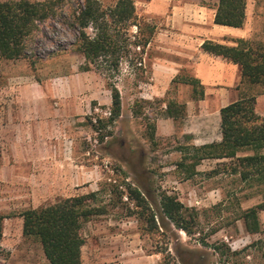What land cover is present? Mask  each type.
I'll list each match as a JSON object with an SVG mask.
<instances>
[{
    "label": "rangeland",
    "instance_id": "1",
    "mask_svg": "<svg viewBox=\"0 0 264 264\" xmlns=\"http://www.w3.org/2000/svg\"><path fill=\"white\" fill-rule=\"evenodd\" d=\"M66 1L55 16L39 25L27 58L0 60V125L4 127V132L0 129V140L5 143L13 132L10 128L16 116L12 112L19 89L33 84L46 97L45 107H39L43 113L40 120L52 132L50 139L63 144L53 161L38 163L34 177L24 169L0 181V215L4 217L0 264H47L40 244L22 235L20 215L95 192H99L95 206L105 207L106 214L93 218L83 229V264H218V256L200 245L198 235L187 237L171 225L150 232L146 222H140L134 214L141 212L126 194L122 200L116 195V189L126 193L127 183L145 195L159 227V195L166 193L202 212V235H209L205 239L208 245L223 242L238 252L264 239L247 235L242 222L235 221L239 208L245 210L264 202V194L245 198L251 191L241 189L233 178L223 173L208 178L206 174L218 169L221 161L201 162L196 168L198 174L189 180H184V173L176 168L182 157L177 147L189 143L182 133L190 123L188 112L172 121L163 111L170 101L186 106L192 88L153 79L152 62L171 60L156 50L166 48V38L155 39L156 32L168 29L167 15L150 16L146 13L149 0H134L137 16L156 26L152 46L145 49L141 65L134 56L130 58L133 65L123 61L117 73L94 68L85 71L84 59L75 51L77 32L70 25L71 11L79 7L81 0ZM99 1L109 7L117 0ZM201 1L207 5L215 2ZM256 2L247 0L242 29L249 33L245 39L264 41V6L258 9ZM132 31L135 33V29ZM230 39L235 38L225 37L228 43ZM179 77H191V70H182ZM109 85L116 87L121 97V114L115 122L109 121ZM252 92L257 95L256 110L264 115V87ZM134 111L140 116L135 118ZM147 123L155 126V137L161 142L158 149L146 139ZM231 193L240 199L238 206ZM259 219L264 229V212ZM227 264H264V249L249 248Z\"/></svg>",
    "mask_w": 264,
    "mask_h": 264
},
{
    "label": "trees",
    "instance_id": "2",
    "mask_svg": "<svg viewBox=\"0 0 264 264\" xmlns=\"http://www.w3.org/2000/svg\"><path fill=\"white\" fill-rule=\"evenodd\" d=\"M247 0H217L214 24L217 26L242 29L246 21ZM67 4L66 0H7L0 1V60L17 61L27 58L30 45L39 25L56 15L58 8ZM70 25L77 32L75 51L84 59V70L119 72L123 61L133 65L131 57L141 65L142 55L150 44L156 26L136 14L134 0H117L113 6L103 7L99 0H81L79 7L70 14ZM132 29H135L133 33ZM232 45L205 41L201 51L238 66L240 71V98L220 110L221 140L202 146L179 145L181 160L177 170L184 173V180L198 174L196 168L205 160L221 161L218 169L206 174L208 178L225 174L241 189L251 193L245 198L264 194V117L255 111L256 87H264V41L252 39H230ZM136 51H139L137 53ZM174 79L172 83H176ZM192 87L193 99L203 97L197 80L185 78L180 81ZM111 93L110 122H115L121 114V97L118 89L109 85ZM185 112V105L170 101L163 114L173 121L179 120ZM135 118L139 113L134 111ZM101 123V122H100ZM146 139L154 149L161 147L155 137V126L147 123ZM126 193L116 189L122 200L128 201L140 210L137 218L145 221L149 231L158 232L173 226L187 237L200 236V245L210 248L218 256V264H227L241 252L249 248L264 249V239L250 244L241 251H232L225 243L208 245L202 235V212L183 205L176 196L161 193L158 207L160 227L156 215L145 195L127 183ZM99 192L60 200L52 205L24 211L22 235L35 239L41 246L47 264H83L82 248L86 243L83 236L85 225L97 216L106 214L105 207L95 206ZM239 205L238 198L231 193ZM216 207L215 209H217ZM264 212V202L241 210L235 221H241L249 236H264L259 214ZM3 221L0 215V254L2 253ZM212 231L211 234H214ZM180 264H185L179 261Z\"/></svg>",
    "mask_w": 264,
    "mask_h": 264
},
{
    "label": "crops",
    "instance_id": "3",
    "mask_svg": "<svg viewBox=\"0 0 264 264\" xmlns=\"http://www.w3.org/2000/svg\"><path fill=\"white\" fill-rule=\"evenodd\" d=\"M216 4L217 0L211 5L204 4L201 0H149L146 5V13L150 16L167 15L168 25V29L156 32L155 39L166 38V48L158 47L156 50L163 52L171 60L158 59L152 62L153 79L156 82L191 87L180 83L186 77H179L180 72L188 68L191 70V77L187 78L197 80L202 88L201 99L195 100L191 95V99L186 102L188 108L185 110L188 112L190 122L182 132L189 141L186 145L202 146L220 142V110L240 98L238 66L201 51V45L205 41L232 45L226 42L225 37L233 36L240 39L247 37V29L214 24ZM255 5L261 9L264 0H257ZM149 45L150 49L152 45ZM174 79H177L176 83H172ZM15 100L17 104L12 114L16 116V121H12L10 128L15 134L10 132L5 143L0 140V146H4V151L3 146L0 150V181L3 178L7 180L10 174L19 175L18 170L24 169L34 177L38 163L53 161V156L59 154L63 146L61 140L50 139L52 132L50 134L44 122L40 120L43 113L41 114L39 107L41 105L45 107L46 103V97L40 90L33 84L25 85L19 89ZM72 106L76 108V102ZM255 111L264 117L256 108ZM0 129L4 132L2 125Z\"/></svg>",
    "mask_w": 264,
    "mask_h": 264
}]
</instances>
